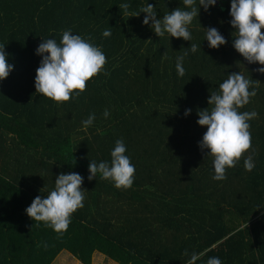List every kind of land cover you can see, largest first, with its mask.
<instances>
[{"label": "trees", "instance_id": "1", "mask_svg": "<svg viewBox=\"0 0 264 264\" xmlns=\"http://www.w3.org/2000/svg\"><path fill=\"white\" fill-rule=\"evenodd\" d=\"M123 3L129 13L152 4L158 19L179 7L190 10L183 0H0V46L13 65L0 81V264H52L62 251L82 264L94 254L110 264H187L192 254L199 256L195 264L211 257L264 264V74L233 47L231 0L207 11L196 0L191 41L157 37L151 21L143 24L147 14L124 15ZM210 27L225 45L208 46ZM69 29L99 47L107 62L79 97L57 106L35 91L42 59L36 49L43 39L59 44ZM191 44L199 46L195 53ZM184 51L180 77L176 59ZM238 72L256 91L239 109L258 113L248 121L252 148L216 181L213 158L199 147L207 128L198 125V112L210 110V94ZM91 114L95 120L84 129ZM118 139L135 166L127 190L99 173L88 180L90 161L110 165ZM249 155L255 167L246 171ZM72 172L84 178V206L58 238L25 209L54 190L58 175Z\"/></svg>", "mask_w": 264, "mask_h": 264}, {"label": "clouds", "instance_id": "2", "mask_svg": "<svg viewBox=\"0 0 264 264\" xmlns=\"http://www.w3.org/2000/svg\"><path fill=\"white\" fill-rule=\"evenodd\" d=\"M217 0H199V5L205 11L210 6H215ZM185 8L180 7L165 14L162 19L157 18L155 7L147 4L139 12L129 13L130 5L123 3L119 8L124 15L139 16L141 12L147 15L143 24L151 27L157 37H163L165 33L176 39L191 41L192 36L188 26L199 15L196 0H183ZM230 24L235 29L234 49L250 64L262 65L256 69L264 74V0H231ZM206 30L208 46L218 49L227 43L226 39L215 27ZM111 35L110 30L103 32L104 37ZM91 38L89 37V40ZM197 44H191L189 49L195 53ZM36 54L41 56L40 65L36 70L35 91L52 101L57 106L68 102L73 96L79 97L86 90L87 82L98 75L106 64V56L102 50L93 46L80 35H73L71 29L62 34L58 44L54 39H43ZM166 55V54H165ZM188 55L184 51L176 59V71L180 77L185 75L183 61ZM13 70V65L7 62V53L4 46H0V81L6 79ZM251 81L240 72L228 75V78L219 85V92L210 94L208 104L211 106L198 112V125L207 128L199 142L201 151L207 150L206 156L213 158V180L222 181L226 177V169L233 168L239 160L252 148V138L249 120L258 116L256 111L241 112L250 102V98L256 95V91H249ZM191 113V109L185 110V116ZM107 109L104 117L109 116ZM95 114H91L84 120L83 127L87 129L93 124ZM126 146L122 139H118L111 152V163L90 161L88 180L100 179L113 182L115 188L127 190L134 183L135 166L130 158L125 155ZM255 167L252 155L244 159V168L251 171ZM84 178L75 172L61 173L55 179V188L46 197L36 196L31 205L25 209L29 218L39 225L43 222L51 228L57 237H62L67 231L73 213L84 206ZM184 255H188L185 250ZM199 258L192 254L187 264H195ZM118 263V262H117ZM120 264V263H119ZM207 264H222L218 257H211Z\"/></svg>", "mask_w": 264, "mask_h": 264}, {"label": "rangeland", "instance_id": "3", "mask_svg": "<svg viewBox=\"0 0 264 264\" xmlns=\"http://www.w3.org/2000/svg\"><path fill=\"white\" fill-rule=\"evenodd\" d=\"M98 253V252H96ZM76 262L78 261L76 258H74L69 252L62 251L60 254L54 259L52 264H70L69 262ZM111 259H109L107 256L94 254L92 263L91 264H110ZM114 262V261H112ZM79 264H82L78 261ZM117 263V262H115ZM119 264V263H118Z\"/></svg>", "mask_w": 264, "mask_h": 264}]
</instances>
